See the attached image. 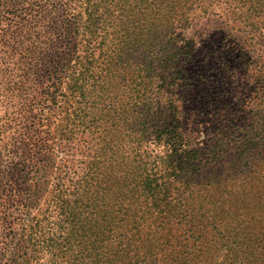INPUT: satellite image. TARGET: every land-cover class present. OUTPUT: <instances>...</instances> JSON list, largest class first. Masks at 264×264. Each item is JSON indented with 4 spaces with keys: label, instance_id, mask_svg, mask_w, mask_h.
<instances>
[{
    "label": "rangeland",
    "instance_id": "374dc122",
    "mask_svg": "<svg viewBox=\"0 0 264 264\" xmlns=\"http://www.w3.org/2000/svg\"><path fill=\"white\" fill-rule=\"evenodd\" d=\"M170 4L63 78L0 56V125L27 124L0 264H264V0ZM172 134L197 156L180 174ZM149 183L181 200L169 224Z\"/></svg>",
    "mask_w": 264,
    "mask_h": 264
},
{
    "label": "trees",
    "instance_id": "16d2710c",
    "mask_svg": "<svg viewBox=\"0 0 264 264\" xmlns=\"http://www.w3.org/2000/svg\"><path fill=\"white\" fill-rule=\"evenodd\" d=\"M190 0H0V56L8 64L31 66L39 75L52 74L55 78L65 72L67 65L77 61V54L86 48L104 50L109 37L114 34L121 40L125 36L123 29L136 32L147 27L143 17L157 12V2L165 12L187 11ZM150 5V7H146ZM168 8V9H167ZM185 11V12H184ZM129 16H133L130 21ZM150 25V24H149ZM124 35V36H122ZM129 41L130 38H125ZM132 41V40H130ZM96 45V47H95ZM94 52L82 51L89 56ZM82 53L80 57L82 58ZM89 59L88 56L85 57ZM40 85L39 83H36ZM35 84V85H36ZM58 91L52 97L55 100ZM217 101V100H215ZM55 102V101H53ZM25 111L23 108L20 112ZM20 124L0 125V138L6 132L12 133L9 141L0 145V239L4 232L2 222L6 219L8 198L17 189L24 186V178L13 176L18 168L25 144L27 126L22 112ZM15 124V123H14ZM169 133L168 129L166 130ZM1 142V139H0ZM169 157L167 169L181 173L186 166L195 167L192 162L197 156L194 151L182 148V144L174 134L169 135ZM184 145V144H183ZM185 146V145H184ZM186 147V146H185ZM27 156V155H24ZM7 158V159H6ZM181 166V167H180ZM24 168V165H23ZM145 197L151 206H165L166 210L155 213L169 224L179 214L181 200L173 198L169 190L159 194L152 192L151 183L146 186ZM182 195V194H180ZM180 198V197H179ZM183 201V199H182ZM183 215V212L180 211ZM181 219L180 222H183ZM171 231V228H165ZM175 264H202L196 259L190 262L178 257Z\"/></svg>",
    "mask_w": 264,
    "mask_h": 264
}]
</instances>
